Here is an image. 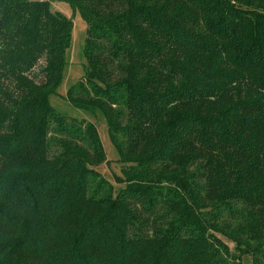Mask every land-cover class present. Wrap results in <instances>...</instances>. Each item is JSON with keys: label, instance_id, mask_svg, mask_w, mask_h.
Returning <instances> with one entry per match:
<instances>
[{"label": "trees", "instance_id": "trees-1", "mask_svg": "<svg viewBox=\"0 0 264 264\" xmlns=\"http://www.w3.org/2000/svg\"><path fill=\"white\" fill-rule=\"evenodd\" d=\"M51 1L87 25L67 99L104 115L116 196L96 126L51 104ZM218 236L264 251V0H0V264H213Z\"/></svg>", "mask_w": 264, "mask_h": 264}, {"label": "rangeland", "instance_id": "rangeland-1", "mask_svg": "<svg viewBox=\"0 0 264 264\" xmlns=\"http://www.w3.org/2000/svg\"><path fill=\"white\" fill-rule=\"evenodd\" d=\"M31 1H46V0H31ZM50 9L52 12H58L73 22L72 44L67 54V65L64 70L62 84L60 85L57 95L51 98V104L53 108L69 120L76 119L78 121H86L96 126L100 141L107 154V162L95 167L94 170L99 172L101 176L109 181L114 188V195L125 188V184H119L117 177L123 178V166L120 162V157L117 149L113 145L107 123L104 115L101 112H89L74 107L67 99L68 90L78 82H80L86 73V59L84 56V48L86 42L87 25L82 19L79 13L73 12L71 6L66 2L51 1ZM230 247V254L224 255L218 258L213 264H263L264 257L262 253L256 254V258L253 252L256 251L259 243L254 244L251 251L246 250L244 247H239L233 241L228 240L222 236H218ZM264 250V249H262ZM244 252H252L246 254Z\"/></svg>", "mask_w": 264, "mask_h": 264}]
</instances>
